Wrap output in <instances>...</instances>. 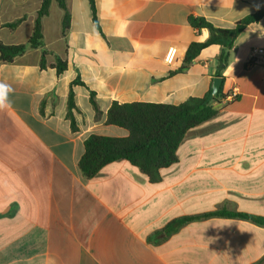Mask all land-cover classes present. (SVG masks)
<instances>
[{"label": "crops", "instance_id": "0c3cea01", "mask_svg": "<svg viewBox=\"0 0 264 264\" xmlns=\"http://www.w3.org/2000/svg\"><path fill=\"white\" fill-rule=\"evenodd\" d=\"M41 3L0 0V43H27ZM66 3L65 37L57 0L42 20L45 67L42 49L0 63V82L14 89L0 110V264H264V225L217 215L264 219V63L250 64L264 17L237 37L222 76L218 45L177 72L190 44L209 37L190 16L230 29L264 0H96L100 29L88 0ZM216 77L238 98L218 97V114L186 133L158 182L126 160L85 178L90 135L128 136L107 123L114 102L179 105L209 97Z\"/></svg>", "mask_w": 264, "mask_h": 264}, {"label": "trees", "instance_id": "16d2710c", "mask_svg": "<svg viewBox=\"0 0 264 264\" xmlns=\"http://www.w3.org/2000/svg\"><path fill=\"white\" fill-rule=\"evenodd\" d=\"M92 13L93 24L100 29L96 0H88ZM59 7L64 11L62 34L65 37L71 24V15L66 0H57ZM51 0H42L37 14L31 38L27 43L19 45H5L0 43V63H12L15 58L22 56L28 50L42 49L41 67L46 66L47 50L44 49V36L42 20L49 15ZM264 17V8L258 9L240 20L234 28L224 29L215 27L203 17H189L191 27L200 32L207 30L209 37L205 42H192L186 52L184 63L177 71L183 73L189 69L200 53L207 47L218 45L221 52L218 56V73L228 66L230 52L234 47L237 37L252 23L260 21ZM21 20L10 24L11 28L17 27ZM58 74L67 69V64L61 58H56L55 65ZM73 84L84 85L79 79ZM222 95L220 90L219 96ZM218 97L212 102L206 103L208 96L203 99L190 98L179 105L154 104V103H130L119 104L114 102L107 115V123L115 125L128 132L126 137H108L90 135L85 141V153L80 160L79 167L85 178L92 179L107 165L121 160L130 162L140 169L152 183L160 180V172L163 169L177 163V150L186 133L192 128L212 119L218 114V108L214 106L219 102ZM91 103L97 109L94 93L91 92ZM74 92L71 89L68 100V118L71 126L76 129L72 110L75 109ZM223 217L241 218L250 220L258 225H264V219L235 212H218ZM210 214L203 217H209ZM186 218L182 221H190Z\"/></svg>", "mask_w": 264, "mask_h": 264}, {"label": "built area", "instance_id": "2783aa9c", "mask_svg": "<svg viewBox=\"0 0 264 264\" xmlns=\"http://www.w3.org/2000/svg\"><path fill=\"white\" fill-rule=\"evenodd\" d=\"M172 55H173V50H170L166 57V61L169 62L170 60H172ZM257 63H264V48H255L253 50L250 64H257ZM237 98H238V93L233 88L225 97V101H233L236 100Z\"/></svg>", "mask_w": 264, "mask_h": 264}, {"label": "clouds", "instance_id": "9594fccd", "mask_svg": "<svg viewBox=\"0 0 264 264\" xmlns=\"http://www.w3.org/2000/svg\"><path fill=\"white\" fill-rule=\"evenodd\" d=\"M14 89L5 82H0V110H4L11 106L10 96Z\"/></svg>", "mask_w": 264, "mask_h": 264}, {"label": "water", "instance_id": "95a60500", "mask_svg": "<svg viewBox=\"0 0 264 264\" xmlns=\"http://www.w3.org/2000/svg\"><path fill=\"white\" fill-rule=\"evenodd\" d=\"M222 82H223V79L221 77H216L213 80L212 91H211V94L209 95L206 103L213 101L215 98H217L219 96V92H220Z\"/></svg>", "mask_w": 264, "mask_h": 264}]
</instances>
